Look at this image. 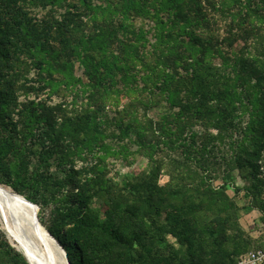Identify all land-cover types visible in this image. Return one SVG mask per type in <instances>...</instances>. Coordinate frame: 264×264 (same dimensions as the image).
<instances>
[{
  "label": "trees",
  "instance_id": "obj_1",
  "mask_svg": "<svg viewBox=\"0 0 264 264\" xmlns=\"http://www.w3.org/2000/svg\"><path fill=\"white\" fill-rule=\"evenodd\" d=\"M135 19L156 27L151 52ZM31 65L51 90L79 83L80 103L18 102ZM154 89L174 110L164 122L135 108L107 114V98ZM128 144L150 170L117 183L105 159ZM164 149L177 154L160 185ZM233 168L247 182L233 188L249 199L243 207L207 180ZM0 184L51 206L45 228L70 264H237L261 242L239 211L264 221V0H0ZM2 262L29 264L0 229Z\"/></svg>",
  "mask_w": 264,
  "mask_h": 264
},
{
  "label": "rangeland",
  "instance_id": "obj_2",
  "mask_svg": "<svg viewBox=\"0 0 264 264\" xmlns=\"http://www.w3.org/2000/svg\"><path fill=\"white\" fill-rule=\"evenodd\" d=\"M91 1L93 2V4L104 5L108 0H91ZM110 1L114 2L115 0H110ZM45 12L46 10H42L39 8L32 10L33 15L38 20H41L45 16ZM134 23L136 25V28L138 27L143 28V30L146 32L145 38L147 41L144 43V49L151 52L152 48L150 46L152 42L155 41V36H156L155 35L156 27L154 23L149 19L146 20L135 19ZM62 44L63 42L60 41L53 42V45L54 46L56 45L57 47H61ZM63 46L69 49L71 46V42L67 41V45H63ZM140 66L141 65H138L137 67L139 68ZM37 72L38 69L35 68V66L31 65L29 72H27V74H25V76H23L20 79V86L23 85L28 89L26 88L24 89V87H21V89L18 91L19 93L18 102L29 103L30 101L34 100L36 102H45L47 105H55L61 101H66L69 103L73 99L74 100L76 99V101L80 103L82 97V93L80 89L82 88V86L79 83H76L74 86L60 85L57 91H55V89L51 90L50 87L44 86L42 83L39 82V78H38L39 75ZM73 74L76 77H80L83 82H87L84 69L77 60L74 61ZM56 78L59 79V76H57ZM147 101L149 105H146ZM105 102L107 104L106 106L107 114L110 117L119 116L120 114H122L123 109H127V108L131 110L136 109V111L139 114L138 117H140V119H143V121H145L146 119H152L156 123L164 122V120H166L165 115H167V113L169 112L171 114L174 111L169 109V105L167 104L164 96L161 95L158 91H155V89L154 91L138 90V91H132L129 94L122 93L117 96L113 95L107 98ZM133 105L135 107H132ZM194 129L200 130V127L196 125ZM211 132L214 133V130H211ZM106 142L113 149H119L120 147V144L117 142L115 138L112 137L108 138ZM128 147H129L128 153L126 154H124L120 150L119 151L111 150V153H109L106 156L105 174L107 177L111 178L114 182L120 183L123 180H128L132 177L140 176L141 174L148 172L150 170L151 162L149 161V158L142 151L137 149L135 144H128ZM176 154L177 153L171 152L167 149H164V151H159V153L157 154L159 159L158 161L160 163L161 162L163 163V165H161L162 167L158 175V183L160 185L166 184L167 181L169 180V172L171 171V167L169 165L170 162L169 158L171 156H175ZM89 161L90 160H87V162ZM83 163L85 162H83L82 160H77L75 164L76 167L79 168ZM35 164H36V160L32 162L29 168L34 169L36 167ZM58 170L59 168H57L56 165L53 163L51 164V167L48 169V173L55 175V172L58 173ZM208 173L210 174V178H207V180L212 186L216 188L220 186H226L227 194L231 196L239 206L243 207L247 205L249 199L243 196L244 194L243 190H240L237 193L233 191L234 187L242 188L247 184V182L243 179L242 174L238 170L234 168L229 171H223L222 169H214V171ZM0 185L14 192V190H12L11 187L2 184ZM95 205L96 206L99 205V200L95 201ZM253 210L254 209L248 212L244 210H240L239 222L241 226L244 229H246V231L247 230L250 231L251 229L252 230L256 229L260 231L258 240L262 241L264 239V232H263L264 221L261 220L262 213ZM50 211H51V206H45L40 210L38 209L37 217L40 223L44 226V228L45 225L48 224L50 221V216H51ZM0 229L6 234V237L9 240L10 244L13 247H15V245L11 242V240L7 236V233L3 229L1 221H0ZM167 239L170 244L175 245L174 238L172 236L168 235Z\"/></svg>",
  "mask_w": 264,
  "mask_h": 264
},
{
  "label": "bare ground",
  "instance_id": "obj_3",
  "mask_svg": "<svg viewBox=\"0 0 264 264\" xmlns=\"http://www.w3.org/2000/svg\"><path fill=\"white\" fill-rule=\"evenodd\" d=\"M12 193L0 186V221L11 242L29 264H65L45 229L35 227L32 208Z\"/></svg>",
  "mask_w": 264,
  "mask_h": 264
},
{
  "label": "water",
  "instance_id": "obj_4",
  "mask_svg": "<svg viewBox=\"0 0 264 264\" xmlns=\"http://www.w3.org/2000/svg\"><path fill=\"white\" fill-rule=\"evenodd\" d=\"M12 194H14L15 196L19 197L22 200L23 203H25L26 205H28V206H30L32 208L33 222L35 224V227H37V228L38 227H43L44 228V226L40 223V221H39V219L37 217V212H38V209H39L38 205H36L35 203L31 202L30 200H28L23 195H20V194H17V193H12ZM44 229H45L46 233L48 234L49 238L52 239L54 241V243L56 244L57 249L59 250L58 253L60 255H62V257H63V259H62L63 263L70 264V262L68 260V257H67V254H66L65 250L63 249V247L60 245V243L57 241V239L54 238L53 235L46 228H44ZM26 260H27V258H26Z\"/></svg>",
  "mask_w": 264,
  "mask_h": 264
},
{
  "label": "built area",
  "instance_id": "obj_5",
  "mask_svg": "<svg viewBox=\"0 0 264 264\" xmlns=\"http://www.w3.org/2000/svg\"><path fill=\"white\" fill-rule=\"evenodd\" d=\"M237 264H264V246L249 250L239 258Z\"/></svg>",
  "mask_w": 264,
  "mask_h": 264
},
{
  "label": "crops",
  "instance_id": "obj_6",
  "mask_svg": "<svg viewBox=\"0 0 264 264\" xmlns=\"http://www.w3.org/2000/svg\"><path fill=\"white\" fill-rule=\"evenodd\" d=\"M253 211H257V212H260L259 210L257 209H254ZM246 230V229H245ZM249 231V230H247ZM264 232V231H263ZM249 234L253 237V238H256L258 239L259 238V234H260V231L256 230V229H251L249 231ZM255 243V246H258L256 248H260V247H263L264 246V239L261 241V242H254Z\"/></svg>",
  "mask_w": 264,
  "mask_h": 264
}]
</instances>
